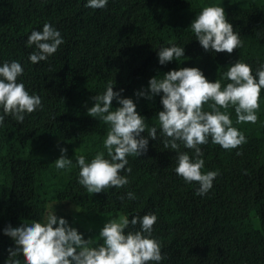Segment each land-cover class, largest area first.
Listing matches in <instances>:
<instances>
[{
    "label": "trees",
    "instance_id": "1",
    "mask_svg": "<svg viewBox=\"0 0 264 264\" xmlns=\"http://www.w3.org/2000/svg\"><path fill=\"white\" fill-rule=\"evenodd\" d=\"M212 3L224 7L241 36L242 45L231 54L205 51L191 31L192 19ZM234 6L231 0H120L97 12L86 7L85 0H0V62L22 56L30 32L46 22L64 36L44 63L28 65L18 77L30 94L41 95L43 107L25 114L23 122L5 117L0 126V264L9 245L15 247L13 237L2 231L9 222L17 225L13 213L24 211L23 220L31 221L30 210L57 199L64 204L60 197L65 192L74 198L71 224L87 223L89 228L78 229L97 243L102 242L98 233L108 218L154 212L152 235L161 245L160 264H264V89L255 123L237 124L234 106L221 108L246 139L229 149L209 147L211 139L200 146L205 165L218 163L222 169L203 196L196 194L198 182L191 183L192 188L174 171L177 150L171 156L167 152V137L159 134V125L160 138L149 140L141 157L129 155L125 167L131 172H122L135 199L115 187L88 192L78 184L75 165L77 155L91 159L103 149L108 125L88 115L87 108L94 103L90 97L102 93L106 82L111 81L114 90L124 89L122 95L131 96L138 108L161 109L156 98L133 95L150 77L167 72L155 68L160 67L156 53L161 46L175 43L185 48L184 57L167 63L169 70L177 64L197 66L208 79L222 84L229 82L223 73L236 59L259 67L264 62V1ZM61 147L74 162L66 169L54 163ZM179 150L192 153L182 144Z\"/></svg>",
    "mask_w": 264,
    "mask_h": 264
},
{
    "label": "clouds",
    "instance_id": "2",
    "mask_svg": "<svg viewBox=\"0 0 264 264\" xmlns=\"http://www.w3.org/2000/svg\"><path fill=\"white\" fill-rule=\"evenodd\" d=\"M119 1L85 0V6L102 12ZM190 28L199 45L214 54H231L242 45L241 36L226 18L224 7L218 4L203 6L192 19ZM63 40L61 30L46 22L41 29L30 32L24 41L22 56L0 62V110L3 112L0 126L5 117L23 122L25 114L43 107L41 95L30 94L18 77L24 75L28 65L44 63ZM184 53V46L175 43L157 49L160 67L156 65L155 68L167 72L160 78L157 75L150 77L133 93L137 99L159 100L162 107H157L160 110L155 114L145 117L136 101L131 96H123L124 89L114 90L111 81L104 84L102 93L90 97L94 103L87 108L88 115L105 122L108 130L102 150L96 151L91 159L82 154L75 157V165L79 168L78 183L88 192L99 193L115 187L124 191L129 199H135L128 176L122 174L131 172L130 167H125L128 156L141 157L148 150L149 140H158L160 134L167 137L163 143L169 148L170 156L172 150H177L176 174L188 185L198 182L196 194L203 196L222 169L218 163L205 165L200 146L204 147L203 144L211 139L209 147L229 149L245 141L243 133L233 126L230 114L221 108L234 106L237 124L257 121L256 110L260 107L261 90L264 89V62L253 69L245 60L236 59L223 73L229 82L222 84L220 79H208L197 66L177 64L169 70L167 63L184 57ZM209 103L210 111L207 109ZM146 119L152 122L146 124ZM156 125H159V134ZM181 144L192 153L180 151ZM60 152L54 161L55 167L73 166V159L65 155L67 149L61 147ZM53 205L42 219L31 217L28 221L22 217L15 221V226L10 222L6 224L2 231L13 237L15 247L9 245L3 264H148L150 261L160 264L163 260L160 242L152 235V226L157 219L154 212L131 218L127 214L108 218L99 229L98 237L102 242L97 243L91 237L85 238L66 217L58 216ZM137 224L139 228L129 227Z\"/></svg>",
    "mask_w": 264,
    "mask_h": 264
},
{
    "label": "rangeland",
    "instance_id": "3",
    "mask_svg": "<svg viewBox=\"0 0 264 264\" xmlns=\"http://www.w3.org/2000/svg\"><path fill=\"white\" fill-rule=\"evenodd\" d=\"M245 1H250V2H263L264 0H260V1H258V0H231V2L233 4H235V6L241 4V3L245 2ZM258 22L259 21H255L256 24H258ZM80 80H81V77L78 79V81H80ZM158 110H160V109H158L156 107H152V106H146V107H143V109L141 110V113L146 117L148 114H155ZM145 122H146V124H149L152 121L146 119ZM80 186L82 187V185H80ZM191 186H192V184H191ZM192 188H193V186H192ZM60 198L65 199L66 202L64 204H60L59 199H57L56 201H52V202L48 203V206L47 207L42 206V207H40V208H38L36 210H30V212L33 215L34 219H42V218H44V216L46 215L47 211L50 210L51 209V206L54 204L53 205V208H54L55 213L58 216H64V217H66L67 220H68V222H69V224H71V222H70V208L75 206L74 201H73L74 198L68 196V193L67 192H65V195L62 196V197H60ZM46 209H48V210H46ZM24 215H25V212L24 211L17 210V211H15L13 213V216L12 217L14 219H16V220H19ZM72 226H75V227L81 228V229H87V228H89V226L87 225V223H79V224L72 225Z\"/></svg>",
    "mask_w": 264,
    "mask_h": 264
}]
</instances>
